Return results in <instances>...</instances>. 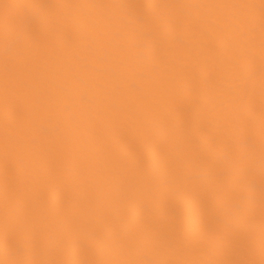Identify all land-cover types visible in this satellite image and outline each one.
I'll return each mask as SVG.
<instances>
[{"label":"bare ground","instance_id":"6f19581e","mask_svg":"<svg viewBox=\"0 0 264 264\" xmlns=\"http://www.w3.org/2000/svg\"><path fill=\"white\" fill-rule=\"evenodd\" d=\"M0 264H264V0H0Z\"/></svg>","mask_w":264,"mask_h":264}]
</instances>
